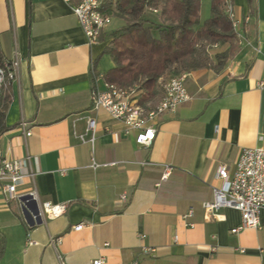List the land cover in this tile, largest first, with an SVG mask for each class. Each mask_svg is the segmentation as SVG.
<instances>
[{
	"label": "crops",
	"instance_id": "0c3cea01",
	"mask_svg": "<svg viewBox=\"0 0 264 264\" xmlns=\"http://www.w3.org/2000/svg\"><path fill=\"white\" fill-rule=\"evenodd\" d=\"M211 4L202 0V19ZM233 5L240 51L221 71L188 72L192 98L154 120L147 146L124 121L92 109L94 89L115 66L101 55L110 38L90 44L65 0H0V52L20 61L0 153L29 155L34 182L20 190L38 191L37 200L9 199L0 182V264H264V211L259 227L233 233L238 209L222 208L219 219L203 207L221 184V165L233 175L244 148L264 147V0ZM46 201L67 204L66 212L36 218Z\"/></svg>",
	"mask_w": 264,
	"mask_h": 264
},
{
	"label": "built area",
	"instance_id": "2783aa9c",
	"mask_svg": "<svg viewBox=\"0 0 264 264\" xmlns=\"http://www.w3.org/2000/svg\"><path fill=\"white\" fill-rule=\"evenodd\" d=\"M71 4L74 13L77 15L80 24L90 44H97L102 41L103 34L110 28L112 14L106 9L107 0H65ZM224 8L232 19L235 31L240 39L243 38L239 29V20L235 18L233 0H224ZM158 12L156 8H150ZM249 19V16L246 17ZM20 61L16 56L14 59H5L0 64V102L6 98L9 85L19 75ZM188 72H182L160 79L161 92L155 99L146 103L140 102V94L137 85L121 87L106 81L105 87L96 88L93 91L92 109L95 111L106 110L113 119L124 121L129 129L136 130V141L142 145H151L156 137L155 119L164 114L174 112L179 106L189 101L192 96L189 93L186 80ZM264 86V81H261ZM1 106V105H0ZM88 129L96 130V119L88 117ZM21 128L24 138L32 134L28 122L23 120ZM84 140V137L81 136ZM91 140H94L92 138ZM28 155L24 159H9L0 153V182H3V190L9 199L32 197L38 199V191L34 186L28 187L25 191L20 187L28 181L34 182L35 173L31 167V160ZM172 166H167L163 175L166 179ZM221 180L220 185L213 186L214 199L205 201L203 207L208 215L221 218L219 211L222 208H236L241 212V224L232 229L238 233L249 227L260 226V216L264 211V147H247L241 151L235 172L230 174L226 165H221L217 172ZM127 195L122 194L121 199L126 200ZM67 204H55L50 201L42 203L41 209L33 215L38 218H56L66 212ZM193 209L189 210L186 216H192ZM192 225V224H191ZM85 223L81 222L73 226L76 231L84 228ZM144 236V234H142ZM30 241L29 243H32ZM146 254H155L156 248L144 246ZM93 264H104V258L94 260ZM138 264V262H135Z\"/></svg>",
	"mask_w": 264,
	"mask_h": 264
},
{
	"label": "trees",
	"instance_id": "16d2710c",
	"mask_svg": "<svg viewBox=\"0 0 264 264\" xmlns=\"http://www.w3.org/2000/svg\"><path fill=\"white\" fill-rule=\"evenodd\" d=\"M212 0L211 14L202 19V0H107L105 9L122 25L104 33L115 66L104 80L121 87L137 85L140 102L160 94V79L196 69L221 71L240 51L239 36L224 8ZM158 9L159 19L146 16ZM5 59L0 52V64ZM1 101V100H0ZM9 97L0 102V135L8 129ZM0 240V256L3 252Z\"/></svg>",
	"mask_w": 264,
	"mask_h": 264
},
{
	"label": "rangeland",
	"instance_id": "374dc122",
	"mask_svg": "<svg viewBox=\"0 0 264 264\" xmlns=\"http://www.w3.org/2000/svg\"><path fill=\"white\" fill-rule=\"evenodd\" d=\"M206 15V14H205ZM209 15V14H208ZM146 16H148V17H151V18H153V19H155V20H157V18H158V16L155 14V13H153V12H146ZM122 25V21L118 18V17H116V16H113V18H112V23H111V26H110V28L109 29H113V30H115V29H118L120 26ZM103 55H105V56H109V58L112 60V61H114L113 60V57L109 54V53H104ZM109 71V70H108ZM107 71V72H108Z\"/></svg>",
	"mask_w": 264,
	"mask_h": 264
},
{
	"label": "water",
	"instance_id": "95a60500",
	"mask_svg": "<svg viewBox=\"0 0 264 264\" xmlns=\"http://www.w3.org/2000/svg\"><path fill=\"white\" fill-rule=\"evenodd\" d=\"M40 221V220H39Z\"/></svg>",
	"mask_w": 264,
	"mask_h": 264
}]
</instances>
